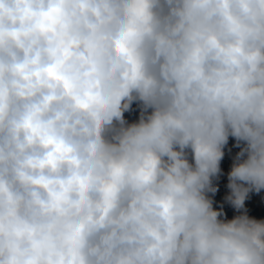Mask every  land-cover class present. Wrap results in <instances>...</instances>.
I'll return each instance as SVG.
<instances>
[{
    "label": "clouds",
    "instance_id": "clouds-1",
    "mask_svg": "<svg viewBox=\"0 0 264 264\" xmlns=\"http://www.w3.org/2000/svg\"><path fill=\"white\" fill-rule=\"evenodd\" d=\"M261 190L264 0H0V264H264Z\"/></svg>",
    "mask_w": 264,
    "mask_h": 264
},
{
    "label": "trees",
    "instance_id": "trees-1",
    "mask_svg": "<svg viewBox=\"0 0 264 264\" xmlns=\"http://www.w3.org/2000/svg\"><path fill=\"white\" fill-rule=\"evenodd\" d=\"M127 119L131 121H135L139 117V109L136 104L133 105V111L130 113H126ZM239 147L236 146L235 139L230 137L228 144L224 148L225 156L221 161V172H229L231 169V165L233 163L235 155L239 151ZM229 194V190L227 186L225 188H221L219 192L215 194L209 193V196L213 199V207L216 210H222L224 212V216L228 213V210L231 209L232 205L225 199V197Z\"/></svg>",
    "mask_w": 264,
    "mask_h": 264
},
{
    "label": "crops",
    "instance_id": "crops-1",
    "mask_svg": "<svg viewBox=\"0 0 264 264\" xmlns=\"http://www.w3.org/2000/svg\"><path fill=\"white\" fill-rule=\"evenodd\" d=\"M245 207H249L251 210L249 216L254 217L256 219H264V190H261V192L259 193L251 192L245 201ZM254 209H258V210L254 211ZM252 210H253V214H252ZM235 215H239V211H237L232 206L231 209L228 210V213L224 216V218L231 219Z\"/></svg>",
    "mask_w": 264,
    "mask_h": 264
},
{
    "label": "rangeland",
    "instance_id": "rangeland-1",
    "mask_svg": "<svg viewBox=\"0 0 264 264\" xmlns=\"http://www.w3.org/2000/svg\"><path fill=\"white\" fill-rule=\"evenodd\" d=\"M233 155H236V153H234ZM228 183V172L224 173L221 172L220 176L218 179L214 180V185L217 187V192L220 191L221 188H225V186H227ZM249 209V214L251 212L250 208L247 207ZM258 209H254V211H256ZM252 214H253V210H252Z\"/></svg>",
    "mask_w": 264,
    "mask_h": 264
},
{
    "label": "built area",
    "instance_id": "built-area-1",
    "mask_svg": "<svg viewBox=\"0 0 264 264\" xmlns=\"http://www.w3.org/2000/svg\"><path fill=\"white\" fill-rule=\"evenodd\" d=\"M245 208L247 209V212H248V215H249V209L247 207H245ZM241 211H243V210H241ZM239 214H240V212H239Z\"/></svg>",
    "mask_w": 264,
    "mask_h": 264
}]
</instances>
